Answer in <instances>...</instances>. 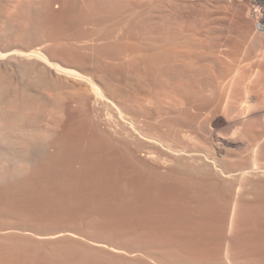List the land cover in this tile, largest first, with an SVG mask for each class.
Returning a JSON list of instances; mask_svg holds the SVG:
<instances>
[{"label":"rangeland","instance_id":"rangeland-1","mask_svg":"<svg viewBox=\"0 0 264 264\" xmlns=\"http://www.w3.org/2000/svg\"><path fill=\"white\" fill-rule=\"evenodd\" d=\"M201 64L194 80L131 90L133 125L117 118L113 143L81 121L28 176L0 184V228L79 236L2 235L0 264H264V95L215 94Z\"/></svg>","mask_w":264,"mask_h":264},{"label":"bare ground","instance_id":"bare-ground-1","mask_svg":"<svg viewBox=\"0 0 264 264\" xmlns=\"http://www.w3.org/2000/svg\"><path fill=\"white\" fill-rule=\"evenodd\" d=\"M235 1L0 0V184L60 151L81 121L113 143L117 118L133 125L124 116L131 90L142 83L154 89L157 78L191 79L193 65L210 62L211 92L218 95H264L258 84L264 76V0L244 8H234ZM160 22L169 26L159 29ZM22 226L0 228V236L79 240L65 230L47 234Z\"/></svg>","mask_w":264,"mask_h":264}]
</instances>
